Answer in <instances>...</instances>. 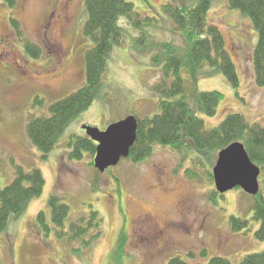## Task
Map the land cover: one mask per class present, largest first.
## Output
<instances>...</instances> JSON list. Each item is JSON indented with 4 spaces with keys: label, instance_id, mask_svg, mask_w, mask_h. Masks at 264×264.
<instances>
[{
    "label": "rangeland",
    "instance_id": "1",
    "mask_svg": "<svg viewBox=\"0 0 264 264\" xmlns=\"http://www.w3.org/2000/svg\"><path fill=\"white\" fill-rule=\"evenodd\" d=\"M65 1L20 0L15 16L23 37H18L11 10L0 0V190L14 180L19 168H39L46 181L42 194L0 233V264H168L174 257L194 264L216 256L238 264L246 255L262 252L264 240L255 236L260 222L253 218L257 198L240 187L214 197L215 183L206 171L195 169L199 178L187 174L188 168L196 167L191 156L182 160L171 148L155 146L147 159L124 158L105 172L95 168V155L70 157V136L85 134L84 126L105 129L129 115L145 118L160 112L159 97L152 90L166 62L160 43L184 40L162 5L198 0H130L143 16L158 19L149 26L153 43L134 47L133 38L139 35L131 28L132 41L127 38L111 54L100 97L43 157L28 135V123L33 117L48 116L53 102L84 85L85 56L93 45L84 34L86 0H70L68 12L63 13ZM208 18L223 33L240 83L234 87L223 73L201 77L198 91L223 95L216 115H199L208 129L231 113L264 126V88L255 82L252 60L258 32L252 20L230 8L228 0H212ZM120 22L125 25L126 18ZM27 39L39 45L38 57L25 51ZM36 98L42 102H35ZM218 153L210 155L214 157L211 171ZM263 178L261 173V183ZM52 194L69 205L71 220L86 215L91 207L100 213L102 234L89 249H82L80 241L59 239L54 230L41 233L37 217L44 211L50 223ZM140 216L146 226H154L151 233L144 225L139 227ZM232 216L249 221L248 229L235 231ZM160 229L165 239L156 237Z\"/></svg>",
    "mask_w": 264,
    "mask_h": 264
},
{
    "label": "trees",
    "instance_id": "2",
    "mask_svg": "<svg viewBox=\"0 0 264 264\" xmlns=\"http://www.w3.org/2000/svg\"><path fill=\"white\" fill-rule=\"evenodd\" d=\"M11 10L10 20L18 37H23L20 23L15 13L20 0H3ZM229 7L239 9L247 15L258 32V43L253 53L255 82L264 88V0H228ZM212 0H198L194 4L166 2L163 12L169 16L175 27L181 31L182 43L164 41L162 53L166 62L161 69L160 79L152 86L159 97L160 112L154 116L139 118L137 139L130 148L128 159L140 162L147 159L155 146L169 147L178 153L182 160L192 157L196 167L188 168L187 174L199 178L201 169L213 177L210 166L214 157L223 148L240 141L251 160L264 173V126L251 124L240 113L229 114L218 126L208 129L199 112L214 116L217 114L222 93L218 91H198L197 81L204 76L223 73L228 81L238 87L240 80L237 67L226 48L225 38L219 26L211 23L208 13ZM88 19L84 34L92 41V47L85 56L86 80L82 87L70 95L58 99L49 106V115L33 117L28 123L31 141L47 158L71 124L87 111L100 97L104 88V76L111 54L116 46L132 36L131 28L138 31L133 38V46L150 45V25L158 23L155 17L143 16L130 0H86ZM126 18L125 25L120 20ZM132 41V40H131ZM25 51L38 57V44L25 40ZM187 74L185 78L184 74ZM35 102L41 103L40 98ZM70 157L80 159L83 154L95 155L96 142L86 134L70 136ZM94 164V163H93ZM198 167V168H197ZM196 169V170H195ZM45 177L39 168L30 171L17 169L14 180L0 190V233L6 231L14 216L19 215L29 203L39 197L45 187ZM218 195L217 191L213 193ZM254 220L260 222L255 236L264 240V178L260 192L255 196ZM216 202V198H211ZM51 219L44 211L38 214L37 222L41 233L49 235L54 230L57 237L68 243L81 242L82 249H89L102 234L103 219L100 213L91 209L86 215L70 219V207L61 198L52 194L48 200ZM235 231L248 229L249 221L231 217ZM123 244L121 243L119 250ZM75 251V249H74ZM192 255V253H190ZM168 264H189L182 257L170 259ZM194 264H232L224 257H212L208 263ZM238 264H264V250L246 255Z\"/></svg>",
    "mask_w": 264,
    "mask_h": 264
},
{
    "label": "water",
    "instance_id": "3",
    "mask_svg": "<svg viewBox=\"0 0 264 264\" xmlns=\"http://www.w3.org/2000/svg\"><path fill=\"white\" fill-rule=\"evenodd\" d=\"M86 134L97 143L94 165L100 172L116 166L123 157H128L130 148L137 139L138 120L129 115L102 130L84 126ZM213 177L219 193L240 187L246 193L257 195L260 190L261 169L250 158L245 145L236 141L218 153L213 167Z\"/></svg>",
    "mask_w": 264,
    "mask_h": 264
},
{
    "label": "flooded vegetation",
    "instance_id": "4",
    "mask_svg": "<svg viewBox=\"0 0 264 264\" xmlns=\"http://www.w3.org/2000/svg\"><path fill=\"white\" fill-rule=\"evenodd\" d=\"M69 6H70V0H67V1H65V3H64V5H63V13H67L68 12V10H69ZM144 218V217H143ZM142 218V216H140L139 218H138V223H139V227H141V225H144V227H142V228H147V231L148 232H150L151 233V229L154 227V226H149L148 224H147V226L145 225V221H144V219ZM147 223H150L149 222V219H147ZM140 231H142L141 229H140ZM165 232L164 231H162L161 229H160V231L156 234V237L160 240V238H162V239H165Z\"/></svg>",
    "mask_w": 264,
    "mask_h": 264
}]
</instances>
